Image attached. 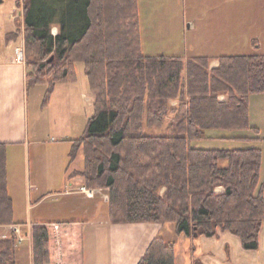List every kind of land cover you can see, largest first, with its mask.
I'll use <instances>...</instances> for the list:
<instances>
[{
	"label": "trees",
	"instance_id": "1",
	"mask_svg": "<svg viewBox=\"0 0 264 264\" xmlns=\"http://www.w3.org/2000/svg\"><path fill=\"white\" fill-rule=\"evenodd\" d=\"M21 3L28 86L54 72L43 105L76 63L84 65L93 114L70 141L68 165L82 150L76 175L86 188L107 191L110 221L170 224L175 237L229 233L243 250L256 251L264 137L250 125L249 98L264 93V54L222 55L215 68L206 56H144L138 0ZM207 130L253 134L221 137L241 145L232 149L194 147ZM6 175L0 144V226L14 224ZM79 241L72 223L34 224L32 264L76 263ZM174 244L155 237L137 264H175ZM16 245L12 233L0 239V264H16Z\"/></svg>",
	"mask_w": 264,
	"mask_h": 264
},
{
	"label": "crops",
	"instance_id": "2",
	"mask_svg": "<svg viewBox=\"0 0 264 264\" xmlns=\"http://www.w3.org/2000/svg\"><path fill=\"white\" fill-rule=\"evenodd\" d=\"M139 6L138 3L142 25ZM23 31L21 0H0V144H4L6 150V186L12 201L14 222L0 226V239L14 234L17 238L16 264H32V226L72 223L80 239V255L76 263L65 264H137L151 241L163 235L162 226L114 224L110 221L107 193L86 188L83 177L76 175L79 170L70 171L73 163L68 165L70 141L79 138L83 131L79 136L68 131L65 136L51 137L50 140L48 135L45 139L33 135L29 117L28 70L24 59L17 60L19 56L24 58ZM159 56L188 59L165 54L153 57ZM217 58H211L210 68L217 67ZM55 87L59 89L61 86ZM219 100L224 101L225 97L220 96ZM86 101L93 108V93L86 97ZM16 156L18 161L26 158L27 166L25 175L18 176V180L8 171V162ZM261 174L264 178V166ZM17 195L21 196L24 209L25 218L22 219L19 216L23 211L19 212ZM51 198L55 205H61L60 199L68 205H61L48 215L39 212L37 209ZM15 226L20 229L19 235L13 232ZM186 237L181 235L176 239L188 240ZM191 237L197 242H189L186 257L177 251L174 241L175 264H264V223L256 251L243 250L239 239L229 233H219L215 238Z\"/></svg>",
	"mask_w": 264,
	"mask_h": 264
},
{
	"label": "rangeland",
	"instance_id": "3",
	"mask_svg": "<svg viewBox=\"0 0 264 264\" xmlns=\"http://www.w3.org/2000/svg\"><path fill=\"white\" fill-rule=\"evenodd\" d=\"M138 3L141 8L142 25L140 19L139 24L143 55L212 58L220 55L264 54V0H138ZM52 32L55 34L57 29L53 28ZM22 35L24 38V34ZM19 53L21 54V49ZM23 59L26 63L25 52L21 60ZM17 60L21 61L18 58ZM74 69V75L68 82L54 85L46 105H43L45 91L52 82L54 72L43 73L44 76L39 77L42 82L29 86L30 127L34 136H43L45 139L48 135L50 137L47 139L50 140L51 137L65 136L68 131H72L76 136L84 132L87 120L93 114V108L88 105L86 97L93 92L89 88L84 65L76 63ZM56 85L61 87L58 89ZM249 103L250 125L258 129L260 137H264V93L251 96ZM205 134L208 138L195 142L194 147L232 149L241 145L219 137L232 134L251 136L253 133L207 130ZM261 147L263 167L264 146ZM25 161L26 158L18 161L16 156L8 162V171L17 176V180L18 176H24L26 173ZM82 168L83 152L80 150L70 171H80ZM100 191L107 193L106 190ZM216 192H222L221 188H217ZM17 198L19 212L23 211L19 216L22 219L25 216L21 196L17 195ZM60 200L61 205H68V202ZM54 203L53 198L47 199L37 210L48 215L61 206L60 203ZM161 231L163 235L159 238L175 241L177 251H180L183 257L188 256L189 242H197V239L192 237H186L188 240L176 239L174 227L170 224L162 226Z\"/></svg>",
	"mask_w": 264,
	"mask_h": 264
},
{
	"label": "built area",
	"instance_id": "4",
	"mask_svg": "<svg viewBox=\"0 0 264 264\" xmlns=\"http://www.w3.org/2000/svg\"><path fill=\"white\" fill-rule=\"evenodd\" d=\"M18 59L21 60L20 57ZM13 232L19 235L20 233L19 227L18 226L13 227ZM18 239L19 241H21L20 237Z\"/></svg>",
	"mask_w": 264,
	"mask_h": 264
},
{
	"label": "water",
	"instance_id": "5",
	"mask_svg": "<svg viewBox=\"0 0 264 264\" xmlns=\"http://www.w3.org/2000/svg\"><path fill=\"white\" fill-rule=\"evenodd\" d=\"M51 60H52V58H51ZM193 237H197V234H196V233H194V234H193Z\"/></svg>",
	"mask_w": 264,
	"mask_h": 264
}]
</instances>
